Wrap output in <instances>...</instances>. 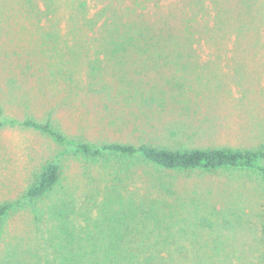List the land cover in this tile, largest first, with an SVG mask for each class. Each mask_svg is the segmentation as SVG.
I'll return each mask as SVG.
<instances>
[{"label":"rangeland","instance_id":"rangeland-1","mask_svg":"<svg viewBox=\"0 0 264 264\" xmlns=\"http://www.w3.org/2000/svg\"><path fill=\"white\" fill-rule=\"evenodd\" d=\"M155 3L157 16L153 18L160 37L156 34L154 46L160 47L161 38L169 48L125 54L65 48L44 59L48 81L39 75L35 77L40 85L36 81L0 84L4 112L0 123H5L0 126V204L11 202L17 207L5 221L0 251L9 250L19 263L34 262V253L21 244L32 243L52 224L47 206L36 220L32 207L19 203L25 201L24 193L41 166L58 161L61 181L46 203L59 205L62 202L57 198L72 197L81 211L90 196L96 205L89 207L96 218L106 213L102 212L106 208L97 206L102 199H118L120 203H110L112 213L107 214V223L114 225L109 215L126 219L124 213L133 211L125 205L130 197L140 201L157 193L166 198V206L157 205L158 223L148 222L159 240L152 241L184 246L190 264H264L261 172L240 167L170 171L151 167L145 173L140 166L126 180L120 164L104 167L91 156L73 151L81 141L92 145L147 143L170 149H264V0ZM183 48L228 51L210 52L214 62L190 68L194 77L183 81L191 84L156 76L163 69L144 60ZM201 74L214 79H198ZM90 76L99 80L85 92ZM26 119L48 120L74 142L59 143L26 128L20 124ZM44 205L37 209L42 212ZM133 229L138 233L144 225Z\"/></svg>","mask_w":264,"mask_h":264},{"label":"trees","instance_id":"trees-1","mask_svg":"<svg viewBox=\"0 0 264 264\" xmlns=\"http://www.w3.org/2000/svg\"><path fill=\"white\" fill-rule=\"evenodd\" d=\"M153 16H157L155 0H0V84L36 81L40 85L35 77L39 75L48 81L45 60L65 48L78 47L81 52L111 51L113 54L116 50L125 54L169 48L162 45L161 38L160 47L154 46L158 43L154 37L159 35L160 27L154 23L157 19ZM167 35L171 38L169 33ZM90 77L85 92L101 76ZM3 113L0 105V116ZM20 124L59 143L74 142L52 127L48 120L42 123L26 119ZM0 126H5V123H0ZM73 151L91 156L96 164L104 167L120 164L121 171L127 174L126 180L129 173L135 168L141 169L140 166L145 173L146 168L151 167L165 171L240 167L264 174V149H170L147 143L107 142L92 145L81 141L74 144ZM61 167L58 161L42 165L24 193L25 201L19 203L30 205L36 220L40 218L38 213L46 212L44 208L47 206L50 210L46 213L52 221L51 226L40 231L39 237L32 243L21 244L35 255L34 262L28 264H190L184 256V246L158 243L157 235H152L149 230V221L159 222L157 205L166 206L165 197H157L155 193L151 199L137 201L130 197L126 203L121 201V204L133 207V211L124 213L126 219H117L116 214L109 215L116 223L108 224L107 214L112 213L110 203H120L118 199H102L97 206L101 210L106 208L102 210L106 213L100 212L96 218H92L89 206L96 204L92 203L94 200L90 196L82 205L87 208L81 211H77L72 197L64 201L57 198L58 202H62L59 205L46 203L60 184ZM120 181L123 182L122 179ZM42 203L45 205L41 212L37 206ZM15 205L11 202L0 204V240L7 217L11 210H17ZM138 210L141 214L137 213ZM140 223L144 225V230L134 233L133 228ZM152 238L158 241H152ZM10 247L7 245V248ZM15 253L19 255V248ZM177 254L181 255L180 258ZM0 264L21 263L13 258L9 250H5L0 251ZM194 264L202 262L194 261Z\"/></svg>","mask_w":264,"mask_h":264},{"label":"crops","instance_id":"crops-1","mask_svg":"<svg viewBox=\"0 0 264 264\" xmlns=\"http://www.w3.org/2000/svg\"><path fill=\"white\" fill-rule=\"evenodd\" d=\"M224 52V51H228V50H219V49H178V50H168V52L171 53H165V54H157L155 56H158L155 59L154 56L153 58H145L144 60L146 62H151V63H155L156 66H159L160 69H163L161 74H156L159 76H164L165 79L167 80H174L176 82L179 83H185V82H189L191 84V82L189 80H184L183 78L187 79V78H192L194 77L192 75V73L189 72L190 68H201V67H207L209 64H211V62H214V59L211 60L210 55H214L211 54L210 52ZM166 52V51H165ZM173 52V53H172ZM227 59H223L222 62H226ZM179 69H178V68ZM165 68L169 69V71H165ZM206 75L201 74L199 75V77H197L198 79H204ZM210 78H212L210 75H207ZM206 76V77H207ZM209 77H207V79H209ZM164 79V80H165ZM214 79V78H212ZM178 97L181 96H187V95H181L178 94ZM195 95V94H193ZM197 97V96H195Z\"/></svg>","mask_w":264,"mask_h":264}]
</instances>
